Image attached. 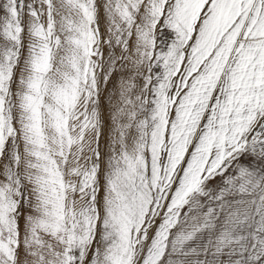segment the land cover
<instances>
[{
	"label": "snow or ice",
	"instance_id": "snow-or-ice-1",
	"mask_svg": "<svg viewBox=\"0 0 264 264\" xmlns=\"http://www.w3.org/2000/svg\"><path fill=\"white\" fill-rule=\"evenodd\" d=\"M0 264H264V0H0Z\"/></svg>",
	"mask_w": 264,
	"mask_h": 264
}]
</instances>
